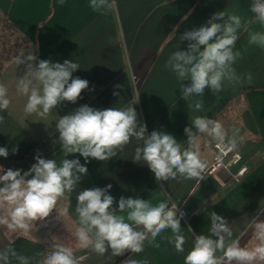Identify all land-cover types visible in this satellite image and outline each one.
Returning a JSON list of instances; mask_svg holds the SVG:
<instances>
[{"label":"crops","instance_id":"0c3cea01","mask_svg":"<svg viewBox=\"0 0 264 264\" xmlns=\"http://www.w3.org/2000/svg\"><path fill=\"white\" fill-rule=\"evenodd\" d=\"M43 3H40V2ZM106 13L94 12L89 0H0V13L7 15L19 30L32 41L38 62L63 63L72 60L80 68L73 73L89 82L76 103L61 102L48 114L50 121H0V147L9 151L0 157L5 170L28 171L37 155L55 159L85 160L79 153L62 152L56 122L82 105L96 109L134 106L138 122L146 124V136L153 130L173 135L187 147L185 128H193L191 119L204 116L219 121L226 132L225 141L240 153L239 165L248 167L241 181L231 178V171L220 169L203 179L177 176L157 181L143 161H133L135 149L143 141L132 138L115 157L107 161L89 158L87 175L75 191L58 200L55 209L43 220L33 221L27 231L0 225V250L9 245L18 254L30 258V264H43L50 246L69 247L77 264H130L147 258L149 264H184V257L193 246L194 234H208L210 213L224 217L242 247H253L251 220L264 210V50L250 45L249 32L264 31L258 23H250L248 31L238 33L236 51L240 58L233 65L241 81L225 82L220 92L205 89L203 97H181L180 81L166 67L169 56L187 50V41L180 36L204 25L213 13L225 11L251 21L252 0H114ZM42 6V7H41ZM41 16L44 17L41 23ZM251 74V81L247 79ZM120 87L117 88L116 86ZM118 92L119 95H114ZM200 100L201 110L190 108ZM193 131L195 129L193 128ZM201 159L210 161L214 139L196 134ZM17 151L13 152V149ZM68 155V156H67ZM112 185L109 194L118 208L120 197L142 198L157 204L162 200L175 204L181 232L186 237L184 252L179 253L168 242L171 229L157 236L155 244L146 240L141 253L126 251L114 256L111 250L103 255L91 247H81L75 238L79 226L75 212L79 191ZM9 206L0 200V214ZM62 213V215H61ZM264 220V214L259 217ZM192 230V232L189 230ZM222 255V253H218ZM11 264H19L14 258Z\"/></svg>","mask_w":264,"mask_h":264},{"label":"clouds","instance_id":"9594fccd","mask_svg":"<svg viewBox=\"0 0 264 264\" xmlns=\"http://www.w3.org/2000/svg\"><path fill=\"white\" fill-rule=\"evenodd\" d=\"M63 5L65 0H59ZM115 6L114 0H89V7L98 13H106ZM251 21H244L237 14L225 11L213 13L207 22L180 36L187 41V50L173 52L166 67L175 73L180 81H190L181 85V97H203L205 89L220 92L225 82L236 84L241 81L233 65L240 58L236 51L238 33L248 31L250 23H258L264 28V0H252ZM250 45L264 50V31L249 32ZM35 56L18 59L26 64L27 71L18 82L17 91L27 96L24 111L45 116L61 102L76 103L89 82L73 73L80 66L72 60L63 63L40 60ZM247 79L251 81V74ZM117 88L120 86L117 85ZM114 95H119L114 92ZM10 105L8 89L0 84V111ZM190 108L201 110L203 104L196 100ZM3 117H0L2 120ZM193 128L186 127L187 147H182L176 138L165 132L153 130L146 136L147 126L137 119L134 106L126 108L109 107L96 109L88 105L78 107L56 122L59 143L66 154L79 153L85 160L65 158L57 163L55 159H45L37 155L28 171L7 169L0 166V200L9 210L0 214V225L9 229L27 231L30 223L43 220L55 209L58 200L75 191L83 176L87 175L86 163L89 158L107 161L115 157L134 137L143 141L135 149L133 161H143L154 173L157 181L185 178H200L206 168L199 153L197 133L205 134L222 144L226 138L223 125L204 116L191 119ZM235 147V141L232 142ZM17 149H13V152ZM9 151L0 147V157L7 158ZM67 155V156H68ZM112 185L105 188L94 187L79 191L76 196L75 212L79 226L75 238L84 248L91 247L99 255L111 250L112 255L121 256L126 251L141 253L144 243L155 244L157 236L171 229L168 242L177 252H184L186 237L181 232L180 220L184 213L177 214L175 204L162 200L152 204L139 197H120L118 208H114L115 198L109 194ZM264 214L260 210L251 220L253 247H242L239 239L233 238L228 221L215 212L210 213L208 234H194L193 246L184 257V264H264ZM62 215V213H61ZM192 232V230L189 228ZM222 253V255H218ZM14 258L19 264H30V258L18 254L9 245L0 250V264H11ZM43 264H77L73 250L57 246L44 254ZM130 264H149L147 258L131 261Z\"/></svg>","mask_w":264,"mask_h":264},{"label":"rangeland","instance_id":"374dc122","mask_svg":"<svg viewBox=\"0 0 264 264\" xmlns=\"http://www.w3.org/2000/svg\"><path fill=\"white\" fill-rule=\"evenodd\" d=\"M40 20L42 23L44 17L41 16ZM25 34L13 26L7 15L3 17V13H0V84L8 89L10 99L9 107L0 111V117H3L0 121H50L48 114L45 116L37 113L27 114L24 111L27 96L17 91L18 82L27 71L26 64L18 63V59H25L28 56L36 58L35 47L30 37ZM34 63H38L37 58Z\"/></svg>","mask_w":264,"mask_h":264},{"label":"built area","instance_id":"2783aa9c","mask_svg":"<svg viewBox=\"0 0 264 264\" xmlns=\"http://www.w3.org/2000/svg\"><path fill=\"white\" fill-rule=\"evenodd\" d=\"M213 150L214 154L210 161L202 159L206 162V168L201 174L202 177L208 174L215 175L220 169H224L231 171V178L235 182L241 181L242 177L247 173L248 167L246 165H239L235 171L231 170L235 165H238L239 161L241 160L240 153L226 141H224L222 144L215 141L213 143ZM199 180L201 179L196 178V181ZM54 248L55 247L50 246V248L45 251V254L52 251Z\"/></svg>","mask_w":264,"mask_h":264}]
</instances>
